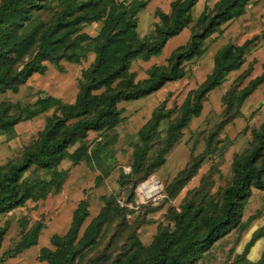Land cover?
Wrapping results in <instances>:
<instances>
[{
    "label": "rangeland",
    "instance_id": "obj_1",
    "mask_svg": "<svg viewBox=\"0 0 264 264\" xmlns=\"http://www.w3.org/2000/svg\"><path fill=\"white\" fill-rule=\"evenodd\" d=\"M137 1L145 2L135 15V31L142 38L158 21L155 11L169 13L174 0ZM216 1L196 0L189 11L190 22L166 39L158 55L130 61L127 72L132 82L147 79L146 70L151 66H166L171 53L198 29L202 10L212 8ZM60 9V0H40L19 25L12 17L14 22L7 25L9 50L0 58V77L14 74L33 55L43 26L55 21ZM84 14V19L92 16L89 8L78 6L66 17L74 21L68 26L73 31L71 40L55 46L64 56L77 55L76 61L44 60L42 71L0 86V118L5 119L0 120V167L17 161L24 150L33 149L49 120L62 116L61 106L74 102L82 72L95 58L91 38L102 24L100 20H80L78 16ZM80 34L89 39L79 41ZM243 43L247 44L240 66L203 96L198 114L190 116L172 141L168 139V126L210 73L216 51L226 44ZM182 68L180 78L158 90L116 101L114 123L98 131L87 130L67 146L53 167L31 164L20 173L21 190L41 183L44 192L0 213V264H49L44 251L57 250L51 239L70 232L74 212L81 221L71 243L85 242L86 246L80 243L72 264H112L130 254L135 255L133 264H139L151 244L175 230L177 223L188 220L201 231L202 216L220 212L222 190L232 181V159L255 145L252 130L264 123V0L252 1L239 16L204 38L199 54L184 61ZM255 80L257 85L237 104L240 92ZM113 87L115 83L110 85ZM102 91L99 88L92 93ZM157 112L166 116L143 139L139 130ZM16 117L19 121L7 130L5 123ZM73 121L68 119L65 124ZM169 143L161 154L162 162L156 165L160 149ZM137 147L140 152L135 151ZM152 178L157 181L158 195L147 199L138 187ZM96 217L102 222L93 240H88ZM263 230L264 189L251 188L238 224L198 253L194 264H256L263 256Z\"/></svg>",
    "mask_w": 264,
    "mask_h": 264
},
{
    "label": "trees",
    "instance_id": "obj_2",
    "mask_svg": "<svg viewBox=\"0 0 264 264\" xmlns=\"http://www.w3.org/2000/svg\"><path fill=\"white\" fill-rule=\"evenodd\" d=\"M195 1L174 0L170 2L169 13L155 11L158 21L154 23L153 30L148 36L140 38L135 31V15L145 4L144 1L88 0L78 3L77 0H60L61 9L55 21L43 26L36 51L14 74L1 76L0 86L22 80L31 72L42 71L44 65L41 61L44 60L57 61L68 58L76 61L77 55L64 56L55 46L71 40L73 31H70L68 26L74 21L66 17L71 16L78 6L89 8L92 12V16L87 19H84L85 14L79 15L80 20H86V23L100 20L102 23L96 35L91 38L95 43V58L82 72V81L74 102L61 106L64 108L62 116L49 120L35 147L24 150L17 161L0 167V213L20 206L33 194H43L44 186L41 183L35 188H19L18 179L22 171L31 164L41 168L53 167L63 158L67 146L75 139L83 137L87 130L98 131L113 124L116 101L137 99L158 90L166 82L180 78L184 73L182 63L199 54L202 40L225 22L239 16L246 5L254 0H217L212 8L203 9L199 16L198 29L190 34L184 45L171 53L168 64L164 67H149L146 70L149 77L133 83L131 73L127 72L129 62L136 58L144 61L158 55L166 39L176 35L190 22L189 11ZM39 2L40 0H3L0 3V58L5 57L9 50L7 25L14 22L12 17H15V22L19 25L25 20L27 11L37 7ZM78 38L79 41L89 39L83 34L78 35ZM246 44H226L216 51L210 73L192 92L191 101L186 102L178 118L168 126V139L172 141L176 131L186 124L190 116L198 114L203 96L221 84L228 72L240 66ZM112 83L116 84L113 89L110 88ZM257 83V80L252 81L248 89L240 92L237 104L242 102ZM99 88H103L99 95L92 93ZM165 116V112L155 113L150 122L139 130L140 137L147 139L148 131L155 128L158 121ZM68 119L75 121L65 124ZM0 120L5 122L3 118ZM17 121V117L8 119L5 128L8 130ZM252 135L255 145L246 153L235 155L232 159V181L222 190L220 212L214 215L204 214L201 219V231L197 230V226L191 221L177 223L175 230L162 234L151 244L139 264H194L198 253L205 251L215 240L238 224L242 206L250 195L251 188L264 189V123L259 129L252 130ZM169 145L170 143L160 149L156 165L162 162L161 154L166 152ZM145 146L146 141L142 154L145 152ZM135 151L141 150L137 147ZM80 221L81 218L74 212L70 232L58 239L52 237L51 243L56 244L58 248L55 251H44L49 264H72L82 247L80 243L86 246L85 242H80L79 245L71 243ZM101 222V217L94 218L91 225L93 233L89 234L88 240L95 237ZM2 235L3 228L0 227V240ZM81 239L82 237L79 241ZM134 258L135 255L130 254L122 261L113 260L112 264H133ZM86 264L93 263L88 261ZM256 264H264V251L262 259Z\"/></svg>",
    "mask_w": 264,
    "mask_h": 264
},
{
    "label": "bare ground",
    "instance_id": "obj_3",
    "mask_svg": "<svg viewBox=\"0 0 264 264\" xmlns=\"http://www.w3.org/2000/svg\"><path fill=\"white\" fill-rule=\"evenodd\" d=\"M138 192L144 194L147 199L158 195L157 181L152 178L149 181L140 184Z\"/></svg>",
    "mask_w": 264,
    "mask_h": 264
}]
</instances>
